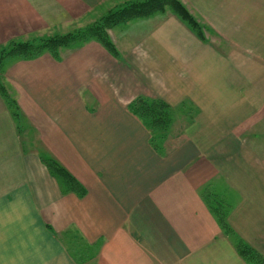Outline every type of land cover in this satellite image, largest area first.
<instances>
[{
	"label": "crops",
	"instance_id": "1",
	"mask_svg": "<svg viewBox=\"0 0 264 264\" xmlns=\"http://www.w3.org/2000/svg\"><path fill=\"white\" fill-rule=\"evenodd\" d=\"M100 1L0 0V59L12 42ZM142 53L121 72L98 44L0 66L17 101L13 114L0 103V264H250L212 210L217 188L233 237L264 254V132L229 124L219 135L207 127L155 138L129 111L141 97L177 105L189 95L229 123L231 115L264 126V70L255 77L215 51H192L184 65L178 50ZM204 120L211 126V115ZM40 154L87 195L65 191Z\"/></svg>",
	"mask_w": 264,
	"mask_h": 264
},
{
	"label": "rangeland",
	"instance_id": "2",
	"mask_svg": "<svg viewBox=\"0 0 264 264\" xmlns=\"http://www.w3.org/2000/svg\"><path fill=\"white\" fill-rule=\"evenodd\" d=\"M15 43V47L21 46L20 50L11 52L10 55L4 54L0 59V66L7 58L8 61L18 57L36 59L49 54L61 59L78 49H92L98 44L117 59L115 70L120 72L131 64L134 58L137 61V54H143L145 50H178L181 54L178 63H183L181 65L191 64L192 51L207 50L217 52L215 59H227L232 61L229 63L242 64L245 71L256 77L262 74L259 71L264 70V0H101L75 17H71L69 10L66 24ZM9 46L4 48V52H7L5 49L9 51ZM98 58L95 56L93 62L91 59L89 63L98 64ZM168 64L173 62L170 60ZM127 72L124 71L125 82L128 78ZM123 76L120 74L118 80H124ZM133 77V73L129 75L130 83ZM122 91L123 89H117V93ZM82 92L87 96V88L82 89ZM100 96L104 97L102 93ZM0 103H3V107L10 113L16 111L15 92L1 72ZM129 106V111L144 120L149 130L157 133H154L155 138L156 135L160 138L173 129L187 132L191 131V128L204 130L207 127H210L208 132L212 130L219 135L220 128L225 130L229 124L241 125L247 134L251 133V129H256V133L264 132L261 122H239L236 121V116L230 115L229 123L224 113L212 114L216 107L209 105L204 109L203 106L193 103L189 95L183 97L177 105L156 97H141ZM209 115L211 126H207L209 121L204 120ZM245 144L249 146V137ZM40 155L41 162L50 173V160L45 158L46 155ZM64 169L72 187V190L68 191L85 197V188H79L78 181ZM57 177L63 178L62 175ZM61 187L67 190L66 186ZM216 192L210 194L212 210L222 218L226 211L221 209L220 205L225 203L218 188ZM224 220L231 231L223 229L221 222L219 225L225 235L232 237L231 241L238 254L250 264H264V254L242 245L237 235L233 237L235 233L225 217ZM77 236L79 235L73 233L69 240L72 238L75 243L79 241ZM71 249L76 257L77 248Z\"/></svg>",
	"mask_w": 264,
	"mask_h": 264
},
{
	"label": "trees",
	"instance_id": "3",
	"mask_svg": "<svg viewBox=\"0 0 264 264\" xmlns=\"http://www.w3.org/2000/svg\"><path fill=\"white\" fill-rule=\"evenodd\" d=\"M15 44H16L15 42H12L11 44H9L10 45L9 47H11V48H9V51H8V49H5V51H7V52H4V50H3L2 53H8V52L9 53H11V52H15L16 53L18 50H20L21 46L15 47L16 46ZM23 47H25V46H23ZM23 50H25V48H23ZM36 50H37V48H36ZM151 132L153 133V135H154V133L157 134L155 131L151 130ZM156 136H159V135H156ZM48 166H49V170L51 171V173H53L54 176L57 177V176H61L62 175L63 178L57 177V178L60 179V180L59 179L58 180L59 181H64L65 182L64 186L69 188V190H72V187H71V184H70V180L68 179V176H67V173L65 172V169L62 166H60L57 162L55 163V162H51L50 161ZM218 219L221 222V226H222L223 229H225L226 231H231V229L228 226V224L225 223L224 217H222V218L219 217Z\"/></svg>",
	"mask_w": 264,
	"mask_h": 264
}]
</instances>
